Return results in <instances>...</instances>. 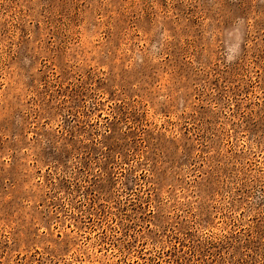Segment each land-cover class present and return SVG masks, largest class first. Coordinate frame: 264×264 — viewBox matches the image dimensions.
<instances>
[{
	"label": "rangeland",
	"instance_id": "rangeland-1",
	"mask_svg": "<svg viewBox=\"0 0 264 264\" xmlns=\"http://www.w3.org/2000/svg\"><path fill=\"white\" fill-rule=\"evenodd\" d=\"M0 264H264V0H0Z\"/></svg>",
	"mask_w": 264,
	"mask_h": 264
}]
</instances>
